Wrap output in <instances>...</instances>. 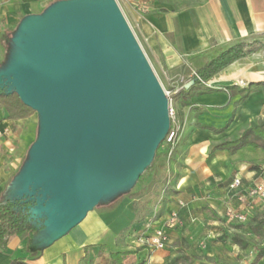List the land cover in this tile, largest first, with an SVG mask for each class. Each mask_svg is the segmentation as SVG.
I'll list each match as a JSON object with an SVG mask.
<instances>
[{"label": "crops", "instance_id": "obj_1", "mask_svg": "<svg viewBox=\"0 0 264 264\" xmlns=\"http://www.w3.org/2000/svg\"><path fill=\"white\" fill-rule=\"evenodd\" d=\"M53 1L0 0V69L8 62L11 37L21 20L41 13ZM116 1L160 84L171 93L180 134L172 155L159 160L172 193L144 221H133L124 230H115L107 221L118 208L109 204L113 212H89L68 234L39 251L35 243L27 249L33 235L13 236L6 251L0 250V264L15 260L81 264L85 252L92 258L101 245L113 253L134 252L124 264H171L177 257H185L179 264H264V254L258 257L264 249V224L256 222L264 215V198L239 201L249 187L264 182V149L247 145L232 153L212 150L264 120V0ZM32 4L38 5V12H32ZM238 43L248 45L250 54L200 83L198 70ZM240 80L248 85L238 87ZM0 128L7 130L0 140L2 202L36 139L37 120L34 115L9 120L0 108ZM234 178L240 179V186L231 189ZM127 200L119 207H128ZM227 207L245 214L247 220H228ZM171 212H177L179 224L165 228L166 246L161 250L141 247L144 223L155 219L151 233ZM125 231L126 236L116 241ZM35 236L39 238L38 233ZM234 238L246 245L235 243Z\"/></svg>", "mask_w": 264, "mask_h": 264}, {"label": "water", "instance_id": "obj_2", "mask_svg": "<svg viewBox=\"0 0 264 264\" xmlns=\"http://www.w3.org/2000/svg\"><path fill=\"white\" fill-rule=\"evenodd\" d=\"M0 90L39 115L0 203L28 204L41 249L129 192L170 127L163 87L116 0H57L24 17Z\"/></svg>", "mask_w": 264, "mask_h": 264}, {"label": "trees", "instance_id": "obj_3", "mask_svg": "<svg viewBox=\"0 0 264 264\" xmlns=\"http://www.w3.org/2000/svg\"><path fill=\"white\" fill-rule=\"evenodd\" d=\"M247 47L248 45L244 43H238L230 47L217 58L198 70V77L203 81L209 80L227 66L250 54L251 50L247 49ZM0 108H3L7 113V118L13 121L29 118L35 113L34 110L21 102L17 94L14 93L11 95H5L2 90H0ZM247 145L264 149V120L255 128L245 132L240 138L216 144L213 146L212 150L226 149L232 153ZM172 153L173 152H171V155ZM157 158V153L155 152L153 161H156ZM252 169L257 170L258 173L260 172L259 167L252 166ZM171 193L172 190L165 180L164 171L163 174L159 172L158 174H155L147 188L145 190H140L136 194L134 222L138 223L144 221L151 209L156 204L164 201L167 195ZM27 206L28 204H21L20 202H7L4 205L0 203L1 251H6L8 241L11 237L33 235V233L37 231V227L28 221L29 214L27 209L23 211V208ZM154 220L155 219L152 218L144 223L140 238L146 232V224ZM256 222L258 224H264V217L256 220ZM234 241L235 243L242 244L243 246L246 245L237 238H234ZM133 253L134 252L113 253L107 245H101L97 253L92 258H90L88 253L85 252L84 257L81 259V264H104L105 260L108 261V264H124L123 260L128 255ZM262 254H264V249L260 250L258 257ZM184 258L185 257H177L171 264H179ZM11 264H21V262L15 260L12 261Z\"/></svg>", "mask_w": 264, "mask_h": 264}, {"label": "built area", "instance_id": "obj_4", "mask_svg": "<svg viewBox=\"0 0 264 264\" xmlns=\"http://www.w3.org/2000/svg\"><path fill=\"white\" fill-rule=\"evenodd\" d=\"M55 1V0H54ZM53 1V2H54ZM117 2V1H116ZM200 83H204L198 76H196ZM238 87L244 88L248 84L244 81H238L236 84ZM165 95L168 99V115L170 120V127L169 130L164 138V143L168 146H170L171 150L169 152V156L171 155L172 149L174 148L175 144L177 143L179 139L180 134V128L176 124V112L175 109L172 106V100H171V93L164 89ZM7 134V130L0 128V140L5 137ZM240 186V179L234 178L233 181L230 184L231 189H236ZM256 197L264 198V182L256 184L252 187H249L244 194V196L239 198V201L245 202V200L253 199ZM225 217L228 220L235 221L238 223H244L247 220V217L245 214L238 213L235 210H233L231 207H227L225 210ZM177 224H179V218L177 212H171L169 215H167L162 223L161 226L153 228L151 233H148V231L152 228L154 225V221L148 222L146 224V232L144 235L140 238V246L144 247L149 250H161L163 249L168 241L167 235L165 233L166 227H174ZM141 264H149L147 261L141 263Z\"/></svg>", "mask_w": 264, "mask_h": 264}, {"label": "rangeland", "instance_id": "obj_5", "mask_svg": "<svg viewBox=\"0 0 264 264\" xmlns=\"http://www.w3.org/2000/svg\"><path fill=\"white\" fill-rule=\"evenodd\" d=\"M117 4L119 5L118 1H117ZM119 7H120V5H119ZM120 9H121V7H120ZM31 10H32V12H38V5L37 4H32L31 5ZM127 23L129 24L128 20H127ZM129 26H130V24H129ZM130 28H131V30L134 33L133 28L131 26H130ZM33 115L36 117L37 129H38V126H39V115H38V113H34ZM170 150H171L170 146L166 145L164 143V141H162L160 146L156 150L158 158L156 159V161H152L150 166H148L145 169V171L140 175L139 179L136 181V183L133 186V188L129 192H127L125 194H122L119 197H117L115 200L111 201V203L101 204L98 207L94 208L91 212H93L96 209L98 211H103V210L108 211V214H109V212H113L115 210L112 206L114 204H117L118 208L116 209V212L113 213L114 215H108L109 216L108 218H110L111 220H107V221H109V222L111 221L113 223L115 230H119V229H122L125 226L127 227V226L131 225L133 223V221L135 220V198H136V194L140 190H145L147 188V186L150 184V182L152 181V179H153L155 174H158V172L163 174L164 165L160 162L159 159H160V157L162 155H164L165 158L168 159L170 157L169 156ZM126 198H128V200L125 203L129 202L128 207H126L125 209L119 207V206H121V205H119L120 202L122 200H125ZM109 204H113V205L107 207ZM260 217L263 218L264 215H261ZM122 230H124V229H122ZM125 236H126V231L122 235L118 234L116 241L119 240L120 238H124ZM33 243L34 242L31 243V239H30L29 242L26 245L27 249L29 247H31V245ZM39 247L40 248H38V251L41 249V246H39ZM127 260H128V262L131 263L133 258L130 257V258H127ZM135 262L136 261L134 260L132 263H135Z\"/></svg>", "mask_w": 264, "mask_h": 264}]
</instances>
